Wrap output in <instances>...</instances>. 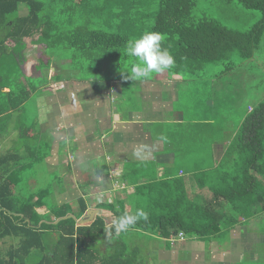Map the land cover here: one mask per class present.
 Instances as JSON below:
<instances>
[{
	"label": "trees",
	"instance_id": "1",
	"mask_svg": "<svg viewBox=\"0 0 264 264\" xmlns=\"http://www.w3.org/2000/svg\"><path fill=\"white\" fill-rule=\"evenodd\" d=\"M235 1L259 13V18L244 30L196 14V0H0V134L3 136L4 128H10V112L22 108L37 88L38 82L32 80L35 75L25 76L22 70L24 50L32 42L42 46L45 54L33 65L41 80L51 67V78L61 80L66 76L61 63L56 62V57L46 56L55 48L70 51L69 62L89 61V71H97L107 57H116L117 63L123 65L129 58L124 54L129 39L149 31L160 32L164 37L162 47L176 61L168 77L177 75L187 83L222 64L206 86L217 87L216 94L207 95L208 104V98L219 96L218 81L225 78L231 82L228 76L241 64L249 62L250 69L255 62L264 73V58L260 56L264 52V0ZM43 66L42 73L38 69ZM127 75L122 72L113 76ZM22 77L24 81L20 80ZM214 106L217 107L215 103ZM246 110L233 127L221 125L211 110L202 117L214 122L204 118L193 122L199 137L201 131L206 132V137L215 134L206 141L209 161L199 157L195 143L190 150L197 166L191 179H196L210 194L203 201L198 200L200 196H189L183 177L170 176L136 185L135 206L130 210H125L122 203L115 210L112 204L100 202L111 213L106 217L96 215L84 224L77 223L73 216L62 218L71 213L72 205L57 206L50 199L46 201L50 187L16 195L20 174L27 165L34 166L43 158L42 151L34 149L24 135L20 144L13 143L11 150L8 147L0 155V264H146L138 245L128 244L122 239L123 233L106 232L113 219L137 209L147 212L148 219L139 220L127 232L156 234L168 243L173 237L209 238L220 228L234 225L237 216H257L264 211V97ZM224 141L223 154L215 158L211 153L213 143ZM27 150L32 154L30 158ZM22 154L24 162H20ZM224 201L231 210L227 209L228 220ZM41 206L47 212H38ZM77 208L80 214L86 209L82 198L78 199ZM144 249L143 246V252Z\"/></svg>",
	"mask_w": 264,
	"mask_h": 264
},
{
	"label": "crops",
	"instance_id": "2",
	"mask_svg": "<svg viewBox=\"0 0 264 264\" xmlns=\"http://www.w3.org/2000/svg\"><path fill=\"white\" fill-rule=\"evenodd\" d=\"M43 53L39 51L31 59L25 52L22 66L25 76L33 75L25 73V64L29 63L32 70L30 65L39 56L45 57ZM69 73L61 80H53L51 73L47 78H51L52 85L47 79L49 82L33 90L22 108L10 112L15 126L4 128L2 132L7 136L0 134L2 147L5 143L11 150L12 144L16 141L20 144L25 135L34 149L42 151L43 158L36 165H44L50 175L48 179L59 177L58 184L53 189L50 187V203L77 206L78 199L82 198L86 209L80 215L92 208L98 210L88 213L92 219L96 215L106 217L111 210L95 205L91 197L112 204L115 210L120 203L125 210H130L129 202L133 203L136 185L170 176L183 177L189 196L210 195L206 188L191 187V173L197 171L190 151L192 145L181 146L178 142V139L188 141V135L195 137V117L189 118L175 107L180 88L185 86L180 87L183 79L158 74V77L132 81L126 76L103 78L96 71L84 77ZM23 77L20 80L24 81ZM31 102L35 105L36 118L26 123V115L20 110ZM6 139L11 143L5 142ZM225 143H213L215 158L221 157ZM136 150L140 151L138 157L133 155ZM27 152L30 158L32 154ZM37 180L34 176L36 183ZM39 208L43 209L41 213L48 210L45 206ZM70 215L80 218L72 211ZM237 219L234 225L220 228L209 238L183 237L168 243L156 234L146 233L148 240L143 246L149 256H144V262L154 264L151 243L155 241L154 250L163 264H264V211L249 219L240 216Z\"/></svg>",
	"mask_w": 264,
	"mask_h": 264
},
{
	"label": "rangeland",
	"instance_id": "3",
	"mask_svg": "<svg viewBox=\"0 0 264 264\" xmlns=\"http://www.w3.org/2000/svg\"><path fill=\"white\" fill-rule=\"evenodd\" d=\"M195 12L198 15L205 14L207 16H210L220 21L222 24H225L229 27L239 30L246 29L259 18L258 12L243 8L238 3H236L235 0H196ZM39 51L43 53L42 46L34 42L29 43L27 48H25V52L28 53L29 56L31 55L32 57L31 59H35L38 56ZM48 54L51 55V58L56 57V62L59 61L61 63V66L63 68L62 67L60 68L62 69L61 71L64 73L70 71L72 73H78L83 77L85 76V74L87 75L88 73H90V75L93 74L92 71H89L90 70L89 66L91 65L89 61H83V60L79 61V59H74L73 60L74 62L78 60L76 62V65L74 62L71 61L69 62V59L67 60V57L70 56V51L58 50L57 48H55L51 50V53H47L46 56H48ZM260 56L264 58V52H262ZM117 61L118 58L116 57H107L99 65V68L101 70H97L96 72H98L101 75V77H110V76L113 77L114 74L127 72L126 70L130 68V64L132 63L130 57L125 60V63L123 65L118 64ZM29 62L33 63V60ZM66 64L67 66H65ZM248 64L250 63L249 62H246L245 64L243 63L236 70L232 71L231 76L226 75L228 76V78L230 77L231 82H227L225 78L220 79V81H218L217 85L225 88V90H222L220 87H218V91H219L218 98H213V97L208 98L209 104L207 101V97H208L207 95L209 94V92L211 94H216L214 92L216 91L217 87L212 85L211 87H208L206 89V86H209V84L211 83L210 80L212 79L210 77H212L214 71H219L222 68V64H220L217 67H214L213 69L205 70L206 73L205 75L203 74L201 76H195L194 80H192L191 82H187L189 83V85L185 81L181 82L182 84L180 83L181 84L180 87H183L184 84L185 86L183 88H180L179 98L175 102V107H177L180 111L188 114L189 118L195 117L196 120L200 118L204 120L202 116L208 115V113L211 110L214 114H216V118L219 120L221 125L223 126L227 125L231 127L235 126V124L242 117V114L247 112L246 110L247 106L251 108L256 106L258 102L262 100V98L264 97V73L259 70L258 66H255L256 65L255 62H254V66H252L250 69L248 68ZM31 65L30 67L33 68V66ZM73 66H75L74 69H72ZM24 67L26 74L35 75L32 76L33 77L32 80L38 82L37 87H39L44 82L47 83L48 80L50 81V82L48 81L49 84L52 85L53 81H51V78L50 79L47 78L50 77L52 70H47V77L45 76V78L41 80V76L39 75V73H37L34 69L31 70L29 68V63H26ZM38 70H40L42 73L45 72L44 66L43 68L40 67ZM80 70H86V71L81 72ZM167 73L170 74L169 71H165L163 73H160V75H165L166 77H168ZM155 75L157 74H154L152 78L155 77ZM201 82H203L206 85L203 84V86H201L202 84ZM227 84H229L228 90H226ZM214 103L217 105V107L214 106ZM34 107H35L34 103L31 102L30 106L28 104L27 107L25 106L23 109L20 110L22 111L23 114L26 115L25 118L26 120H24L26 123H30L32 121L34 122V119L36 118ZM25 122L24 124H26ZM15 123L16 122L10 120L8 126L14 127ZM178 131L181 132V128ZM3 136H7V135L4 134ZM188 137H189L188 141L185 140L180 141L181 139H178V142L181 144V146L185 145L191 147L192 145V147H194V143H195V147L198 148L197 153L199 157L205 159V162L209 161L210 160L209 157L211 156L210 148L206 146L207 144L206 141L208 138L215 137V134L211 133L206 137V132L203 133L201 131L200 137L196 135V133L194 138L191 137L190 135H188ZM4 141L7 142L8 144L11 143V141L7 139ZM16 144L18 145L17 141ZM7 147L8 146L5 143L3 144V147L0 146V155L3 154V151L6 152L5 149ZM211 153H212V149H211ZM26 155L29 156L28 154ZM24 161H25V157L24 154H22L20 156V162H24ZM28 162H29V158H28ZM202 163H200V166ZM27 167L28 168L20 174V181L18 182V185L14 189V192L17 193L16 195H24V194L27 195L29 192L35 191L37 188L51 187L53 189L54 186L58 184L59 177L51 176L48 179L50 175L46 173V169L44 168L43 164L34 165V166L27 165ZM34 176H36L38 179L37 183L34 181ZM196 183H197L196 179L195 180L192 179L191 187L195 186L194 188H201L198 185V183L197 185ZM193 195L197 196L198 194L194 193ZM135 197L133 196V199ZM49 199L50 198L47 197L46 201L49 202ZM91 200L94 201L95 205L100 204V202H98L96 198L93 199V197H91ZM198 200L203 201L202 197H200ZM70 205H69L70 209L78 217V214H80V212H78L77 206L74 203L72 204L70 203ZM129 206L130 208H133L135 204L133 203L131 204L130 201ZM224 209L226 211L225 213H227L225 214V219L228 220L227 217H229L230 215L229 212H227V209H229L228 205H225ZM37 210L38 212H43L42 208H37ZM82 215H80V217ZM146 238H147L146 235L141 236V233L136 230H130L129 232L123 233L122 235V239H124L128 244L131 245V243H133L134 241L136 242V245H138L139 248L138 250L140 252V256H143L142 261H145L146 260L145 257L149 256L148 251L144 250L143 252V244L146 243L145 240ZM186 238H189V236H187ZM151 247H152V253H154L152 259L154 264H163V262L157 258L158 257L157 252L154 250L155 241L151 243Z\"/></svg>",
	"mask_w": 264,
	"mask_h": 264
},
{
	"label": "clouds",
	"instance_id": "4",
	"mask_svg": "<svg viewBox=\"0 0 264 264\" xmlns=\"http://www.w3.org/2000/svg\"><path fill=\"white\" fill-rule=\"evenodd\" d=\"M163 35L157 31L143 33L138 38H131L126 42L124 54L133 58V62L127 71V79L140 81L150 79L154 74H160L174 69L176 61L167 48L162 47ZM134 156H139L140 151L133 152ZM148 214L143 209H137L134 213H125L111 221V225L106 229L107 233L127 232L139 220H147Z\"/></svg>",
	"mask_w": 264,
	"mask_h": 264
},
{
	"label": "water",
	"instance_id": "5",
	"mask_svg": "<svg viewBox=\"0 0 264 264\" xmlns=\"http://www.w3.org/2000/svg\"><path fill=\"white\" fill-rule=\"evenodd\" d=\"M98 210L96 209H92V208H89L88 210L85 211V213L82 215V217H80L79 219H76V222L79 223V224H84V223H87L89 221H91V216L88 214V213H96ZM68 217H72V215H67Z\"/></svg>",
	"mask_w": 264,
	"mask_h": 264
},
{
	"label": "built area",
	"instance_id": "6",
	"mask_svg": "<svg viewBox=\"0 0 264 264\" xmlns=\"http://www.w3.org/2000/svg\"><path fill=\"white\" fill-rule=\"evenodd\" d=\"M179 236H180V237H179ZM181 236H182V235H181V233H180V234L178 235V237L181 238ZM172 239H173V240H172V242H173V241L175 240V237H173Z\"/></svg>",
	"mask_w": 264,
	"mask_h": 264
}]
</instances>
